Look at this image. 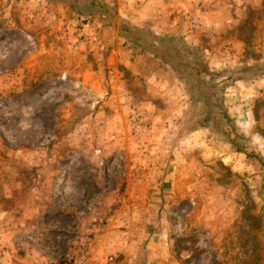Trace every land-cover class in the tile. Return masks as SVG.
Here are the masks:
<instances>
[{
    "label": "rangeland",
    "instance_id": "rangeland-1",
    "mask_svg": "<svg viewBox=\"0 0 264 264\" xmlns=\"http://www.w3.org/2000/svg\"><path fill=\"white\" fill-rule=\"evenodd\" d=\"M144 6L155 26L131 24ZM208 8L216 19H203ZM161 19L174 25L155 24ZM122 24L145 31V44ZM201 43L223 50L225 62L200 54ZM164 55L210 73L204 93L224 113L215 127L199 124L223 129L217 144L226 151L207 140L210 152L178 147L184 137L145 116L140 95L156 80L193 81L187 68L172 73ZM150 66L154 77L141 76ZM254 73L264 78V0H0V206L25 217L8 238L15 260L43 264L65 253L73 223L86 232L95 215L105 227L85 264H264V138L254 135L264 136V85L229 90L235 102L255 93L258 121L245 132L220 88L250 84ZM157 162L177 166L171 181L150 170ZM130 225L134 239L140 227L146 238L127 252ZM23 234L35 241L18 245Z\"/></svg>",
    "mask_w": 264,
    "mask_h": 264
},
{
    "label": "crops",
    "instance_id": "crops-1",
    "mask_svg": "<svg viewBox=\"0 0 264 264\" xmlns=\"http://www.w3.org/2000/svg\"><path fill=\"white\" fill-rule=\"evenodd\" d=\"M208 9L209 11L206 12V15L203 16V19L206 18L207 16H208L207 20L216 19L217 17L215 16V13H213V12H216L215 9H212V8H208ZM142 10L143 12L140 17L131 19L132 20L131 24L137 25V26H142V25L155 26L154 23L152 22L153 20L151 21L150 19L152 15H149V12L151 9L148 8L147 6H144ZM226 11L227 10L225 9L220 11V18H222L223 15L225 17L227 16ZM148 15L149 17H147ZM166 23H167L166 21H163V19H161L157 21V23L155 24L158 25V24H166ZM204 23L208 24L206 21H204ZM168 25L173 26L174 23L172 22L167 23V26ZM194 38H195L194 44L195 43L197 44L196 40H199V37H194ZM120 39L123 40V38H120ZM200 42H202V40ZM199 49L201 51V52L199 51L200 54L205 52V57L206 56L210 57L212 53L219 52L215 49L212 50L208 48L206 45H202V43ZM219 53H220V59H221L220 62L222 61L220 64L222 65L225 62V60H223L224 59L223 50H221ZM125 64L126 66L130 65L131 64L130 60L125 58ZM141 68L145 69L143 67ZM148 68L150 69L142 70L141 76H143L148 71V77L149 76L151 77V75H153L154 77L155 72L154 73L151 72V71H154L152 66ZM209 69H210L209 71L213 70L212 68H209ZM172 70L173 68H171V71ZM198 71L200 72L201 69H198ZM207 73L210 74L209 72H200L196 75L193 74L191 78V80L193 81L188 80L189 83L182 82L180 80V77L177 76V73H173V78L172 80H170V82L159 80V79L156 80L155 84L157 87L148 89L151 92L150 95L149 94L145 96L140 95V99H142V101L145 100L144 103L141 104L140 107L144 110V114L146 117L154 118V120L161 119L162 121L168 123L167 124L169 125L168 126L169 128L168 136H170V132H173L172 133L173 137L175 136L184 137L185 139L184 142H182L183 140H181L178 147L184 144L185 145L184 147L185 148L187 147L189 150V148H192V149L198 148V147L200 148L202 146L204 147V151L210 152L212 150H207L208 146H204V144H202L203 141L204 142L208 141V145L210 147H211V144L217 145L219 150L223 152V151H226L225 147L222 144L220 145L217 144L218 138H219L218 133L222 132L223 129H221L220 132H218L215 129L210 128L211 125L207 123L205 125L199 124V121H203L205 119V116L207 113L206 105L204 104L205 103L204 102L205 76L202 77V75H207ZM219 78L223 80L222 76ZM249 82L250 84L246 80L239 79L235 81L234 84H232V86L231 85L225 86L224 88L223 86L220 87L222 89L221 93L223 95L222 103L224 107L226 108V112L228 114H231V118L233 119V121H235L237 125L240 127V130L244 132L250 127L253 128L254 124H256V122L258 121L257 120L258 115L254 107V102L256 101L255 93H250L252 94L250 98L245 97V98H242L241 100L240 99L236 100V102L228 101L229 99L228 93L230 89L234 90L235 93L239 92L238 93L239 95L240 94L245 95L248 91L255 90V89L256 90L258 89L257 91L258 93H260L259 90L261 88V84L264 85V78L258 77L257 79L249 80ZM247 86L249 87L251 86V87L249 88ZM154 90L157 95H154L153 93ZM164 103H166V105H164ZM161 106L162 107L166 106L167 111H164L161 108ZM144 108H146V110ZM218 112L219 111L217 108L216 112L213 114V118H215V120L217 119ZM184 122H189L192 124V125L190 124V129H187V130L180 129L182 128V125H184L182 124ZM176 128L178 129L176 130ZM254 135H255V138L259 139L258 143H261L264 136L258 132H256ZM195 139L196 141L193 142ZM235 152H238V151H235ZM226 153H228V151ZM225 155L226 154L224 152L222 156H225ZM166 166H167L166 164L163 165V163L157 162L151 165L150 170L162 171V180L171 181L172 178H170L171 179L170 180L168 176H172L171 174H173L172 177L173 178L175 177L174 172L177 171V166L173 165L172 170L169 172H168L169 165L167 167ZM165 167L167 168V170ZM147 180L148 179L146 178L145 181ZM23 216L24 215L22 214L21 209L19 210L15 208L10 209V208H4L0 206V264H22L23 262L27 260V258L15 260L17 256L14 253H12L11 243L8 240L10 236H12L17 230L20 229L19 225L21 224L20 222L21 219L25 220V217ZM14 220L16 222H13ZM136 228L137 227H134L132 225L127 227L128 239L130 241L125 246V249L127 252L128 250L130 251L134 250V248L136 247V243L140 240H143V237H145L146 230L144 227H140L138 228L139 231L137 233V237L134 239ZM138 234L140 235V237H138ZM26 264H33V263L31 261H27Z\"/></svg>",
    "mask_w": 264,
    "mask_h": 264
},
{
    "label": "built area",
    "instance_id": "built-area-1",
    "mask_svg": "<svg viewBox=\"0 0 264 264\" xmlns=\"http://www.w3.org/2000/svg\"><path fill=\"white\" fill-rule=\"evenodd\" d=\"M78 219V218H77ZM105 227V220L102 217L92 215L89 222V227L86 232H83L78 221H75L71 226L72 239L67 242V250L65 253L51 257L43 264H85L89 261V257L95 248V239L93 233H98ZM34 242L32 235L23 234L16 238L17 244L25 241Z\"/></svg>",
    "mask_w": 264,
    "mask_h": 264
},
{
    "label": "trees",
    "instance_id": "trees-1",
    "mask_svg": "<svg viewBox=\"0 0 264 264\" xmlns=\"http://www.w3.org/2000/svg\"><path fill=\"white\" fill-rule=\"evenodd\" d=\"M120 30L122 31V33L128 37L130 40L138 42L140 44H145L144 39L142 36H145L147 33L141 32V35H138V28H132V27H127L125 25H120ZM152 44L156 45V47H160V44L157 43L156 41H153ZM145 46V45H144ZM163 60L170 64V66L175 70V69H185L187 68L188 70H192L193 74L196 75L198 73H200L198 71V68L194 67L191 63H184L181 59H176L175 61H172L171 59H168V57H166L165 55L162 56ZM175 62V63H174ZM248 70H251L252 68H247ZM185 75H187V73H185ZM252 75V79L255 78L256 74H251ZM204 104L206 105V116H205V120L207 122L212 123V125H217L220 121V117H221V113H224V110L222 112V105L220 103L217 102V97L216 94L213 91H208L204 93ZM221 109V111L218 113L217 115V119L215 120V118H213V114L216 112V109ZM226 120L231 124L232 120L231 118L228 116L226 117ZM233 124V123H232ZM215 127V126H214Z\"/></svg>",
    "mask_w": 264,
    "mask_h": 264
}]
</instances>
